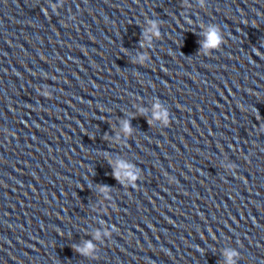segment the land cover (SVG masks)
Segmentation results:
<instances>
[{"label":"clouds","instance_id":"clouds-1","mask_svg":"<svg viewBox=\"0 0 264 264\" xmlns=\"http://www.w3.org/2000/svg\"><path fill=\"white\" fill-rule=\"evenodd\" d=\"M201 3H203V0H200ZM53 7H56L55 5ZM155 27V26H154ZM159 33H157L158 35ZM206 39L202 42V48L203 49H212L218 47L222 43V39L220 35L218 34V31L215 27L210 28L206 33H204ZM159 106L157 105V109ZM154 116L159 119L162 116V113L159 111H156L154 113ZM125 132L130 131V122L125 121L124 122V129ZM119 167L117 169H114L113 176L118 181L121 179V170L129 168V165L124 162H118ZM123 175L128 176L132 180H135L136 178L132 175L131 172H124ZM102 189H107V185H102ZM98 235V234H97ZM94 246L91 243V241L85 242V246L83 248L77 247V251L81 254H87L90 249H92ZM238 255L235 252L226 253L227 256V264H234V260L232 259L234 256Z\"/></svg>","mask_w":264,"mask_h":264}]
</instances>
